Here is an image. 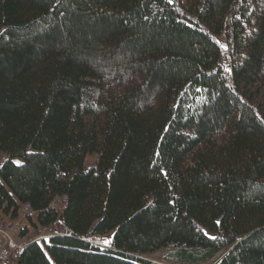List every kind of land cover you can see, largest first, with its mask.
<instances>
[{
	"label": "trees",
	"instance_id": "16d2710c",
	"mask_svg": "<svg viewBox=\"0 0 264 264\" xmlns=\"http://www.w3.org/2000/svg\"><path fill=\"white\" fill-rule=\"evenodd\" d=\"M0 158L17 264H264V0H0Z\"/></svg>",
	"mask_w": 264,
	"mask_h": 264
},
{
	"label": "rangeland",
	"instance_id": "374dc122",
	"mask_svg": "<svg viewBox=\"0 0 264 264\" xmlns=\"http://www.w3.org/2000/svg\"><path fill=\"white\" fill-rule=\"evenodd\" d=\"M218 43L220 44L222 50L224 51V53H227L230 48H231V37L230 34L228 32V30H225L224 33L222 34V36L217 38ZM229 69V67H228ZM17 161L20 162V164L22 163V160L18 159ZM2 163V159L0 158V165ZM98 163V156L94 155V156H90L87 158L86 160V169H90L92 167H95ZM28 215L29 212L26 208H23V210L21 211V215H20V219L18 221H11L10 218L8 217H4V219L6 220V222L13 227V231H12V237L15 241L21 243V244H25V243H29L31 241L34 240H38L42 237H48V236H54V235H61L62 231H63V225H62V221H61V217L58 221V223L56 224V226H54V228H52L51 232H45L42 231V233H38L37 232V228L34 227V225L31 223V221L28 219ZM34 217V216H33ZM35 220V218H34ZM113 233L108 234L106 236L103 237H97V236H91V238L89 239V243L100 247L102 249H107L110 245L109 244H105L104 241L105 240H112L113 238ZM46 242H48L49 239H45ZM43 240L39 241V244H42ZM167 251H160L157 252L155 254L152 255H148L146 257H144L143 259L146 260L148 262V264H174L171 262H167L165 260V255H166ZM21 254V251H15L10 253L6 259L4 258H0V264H17V259L19 257V255Z\"/></svg>",
	"mask_w": 264,
	"mask_h": 264
},
{
	"label": "built area",
	"instance_id": "2783aa9c",
	"mask_svg": "<svg viewBox=\"0 0 264 264\" xmlns=\"http://www.w3.org/2000/svg\"><path fill=\"white\" fill-rule=\"evenodd\" d=\"M68 203V198L66 196L57 197L51 203V209L55 210L59 214L62 213ZM29 214H34V211L30 206H26ZM13 227L10 226L4 217L0 213V258L6 259L7 256L15 251H23L28 245L32 243H39L40 240L50 239L54 236L42 237L38 240L31 241L29 243L21 244L15 241L12 237Z\"/></svg>",
	"mask_w": 264,
	"mask_h": 264
},
{
	"label": "snow or ice",
	"instance_id": "6c2138e0",
	"mask_svg": "<svg viewBox=\"0 0 264 264\" xmlns=\"http://www.w3.org/2000/svg\"><path fill=\"white\" fill-rule=\"evenodd\" d=\"M169 2L171 3L172 0H169ZM15 163H17L18 165L20 164L19 161H16ZM218 223H219V222H218ZM213 239H215V238L213 237ZM104 243H105V244H109V243H110V240H105Z\"/></svg>",
	"mask_w": 264,
	"mask_h": 264
},
{
	"label": "crops",
	"instance_id": "0c3cea01",
	"mask_svg": "<svg viewBox=\"0 0 264 264\" xmlns=\"http://www.w3.org/2000/svg\"><path fill=\"white\" fill-rule=\"evenodd\" d=\"M51 230H52V229H49V230H46L45 232H48V231L51 232ZM64 234H66V231H65V229L63 228V231H62L61 235H64Z\"/></svg>",
	"mask_w": 264,
	"mask_h": 264
}]
</instances>
